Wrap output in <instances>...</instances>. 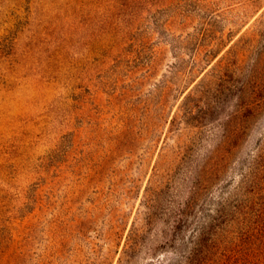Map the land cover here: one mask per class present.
<instances>
[{
	"label": "rangeland",
	"instance_id": "rangeland-1",
	"mask_svg": "<svg viewBox=\"0 0 264 264\" xmlns=\"http://www.w3.org/2000/svg\"><path fill=\"white\" fill-rule=\"evenodd\" d=\"M263 21L264 0H0V264H116L198 130L185 95L219 60L246 69ZM230 110L203 123L233 131ZM263 133L264 109L208 197Z\"/></svg>",
	"mask_w": 264,
	"mask_h": 264
},
{
	"label": "trees",
	"instance_id": "trees-1",
	"mask_svg": "<svg viewBox=\"0 0 264 264\" xmlns=\"http://www.w3.org/2000/svg\"><path fill=\"white\" fill-rule=\"evenodd\" d=\"M246 40L252 53L246 69L219 60L208 80L185 95L183 109L198 130L164 185L146 197L116 264H264V133L237 182L226 181L219 195L208 197L225 172L224 158L234 155L248 123L264 109V21ZM207 52L214 55V49ZM229 100L235 110L227 118L240 123L213 133L203 122ZM195 150H202L199 160L192 158Z\"/></svg>",
	"mask_w": 264,
	"mask_h": 264
}]
</instances>
